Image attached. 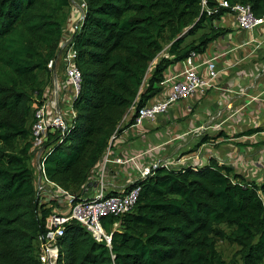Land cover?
<instances>
[{"label": "trees", "instance_id": "1", "mask_svg": "<svg viewBox=\"0 0 264 264\" xmlns=\"http://www.w3.org/2000/svg\"><path fill=\"white\" fill-rule=\"evenodd\" d=\"M78 2L83 16L67 33L71 0H0V264H41L46 217L60 209L38 193L31 127L52 83L48 63L65 39L71 35L80 71L74 115L64 131H47L40 162L50 181L79 199L113 139L163 91L167 68L203 53L224 33L214 21L236 3L264 14V0ZM133 185H140L133 208L102 218L110 244L70 221L57 239L56 264H225L219 240L239 246L241 264H263L264 181L211 162L158 166L125 189Z\"/></svg>", "mask_w": 264, "mask_h": 264}, {"label": "crops", "instance_id": "2", "mask_svg": "<svg viewBox=\"0 0 264 264\" xmlns=\"http://www.w3.org/2000/svg\"><path fill=\"white\" fill-rule=\"evenodd\" d=\"M71 17L64 26L67 33L72 30ZM214 24L224 33L195 59L199 73L209 82L206 89L172 103L154 119L128 124L113 139L105 166L101 162L94 169L82 198L94 196L101 182L105 192H120L155 162L170 163V168L216 162L245 180L258 185L264 181V24L243 29L231 13L221 15ZM208 64L217 73L212 79ZM182 66V62L169 66L165 76ZM55 75L62 86L63 105L70 108L74 88L65 77L60 50L52 78ZM64 114L71 118L70 110ZM43 186L37 180L38 193L46 202L51 197L39 189Z\"/></svg>", "mask_w": 264, "mask_h": 264}, {"label": "built area", "instance_id": "3", "mask_svg": "<svg viewBox=\"0 0 264 264\" xmlns=\"http://www.w3.org/2000/svg\"><path fill=\"white\" fill-rule=\"evenodd\" d=\"M223 6H228L227 2L222 1ZM85 3H80L83 11ZM231 14L238 25L243 29H253L264 24V14L256 16L248 5L236 3L231 7ZM81 19V16H80ZM69 38L62 43V48L66 49L64 53V73L67 81L74 88V95L78 92L80 82V71L74 64L76 56L72 46H67ZM201 53L191 52L182 60V68L175 73L167 76L161 84L165 89L153 101L142 106L133 121V125L141 124L145 119H154L158 115L165 113L168 107L178 101L187 99L196 91H204L209 85L206 78L199 73V64L195 59ZM55 61L50 60L48 67L53 70ZM207 74L212 79L217 74L212 70V65H207ZM62 87L57 75L53 76L48 98L39 108L35 110L34 122L31 127V137L35 151V165L37 175L40 174L38 185L44 184L40 190H45L53 199L58 200L61 208L53 209L45 220V233L39 238V259L41 264H56L57 260V239L63 235L66 223L75 221L88 231L97 241L104 240L110 244L111 235L108 234L102 226V218L105 216H119L128 212L135 205L140 185H133L113 195H106L102 182L97 193L89 198L77 199L67 190L63 189L55 182L50 181L45 173L43 163L40 162L42 153V144L49 129L60 130L66 129L68 118L63 113ZM75 96H73L74 98ZM70 115H74V110L70 106ZM48 114H51L50 121L47 120ZM117 159L116 162H120ZM108 162L104 158L103 164ZM170 163L155 162L141 170L140 178L150 174L158 166L169 167ZM264 202V192L259 193ZM116 226V225H115Z\"/></svg>", "mask_w": 264, "mask_h": 264}, {"label": "rangeland", "instance_id": "4", "mask_svg": "<svg viewBox=\"0 0 264 264\" xmlns=\"http://www.w3.org/2000/svg\"><path fill=\"white\" fill-rule=\"evenodd\" d=\"M68 15L72 16L71 19H69V23L72 26L71 29H73V28L75 29L76 26L78 25L79 21H80L79 19L81 16V8H80V3L78 2V0H71V5L68 9ZM198 33H200V31L197 32V34ZM63 50H64V48H62V46H61L60 52H62ZM40 77L43 79V81L46 82V86L48 87L50 84H47L46 74L41 73ZM67 110H69L68 106L63 105V109H62L63 113ZM219 227L224 229L227 233H229L231 230V229L227 228L225 225H220ZM216 249L222 255V258H223L225 264H241L240 255H239V249L240 248L237 244L230 243L227 240H219L216 243ZM263 264H264V262H263Z\"/></svg>", "mask_w": 264, "mask_h": 264}, {"label": "water", "instance_id": "5", "mask_svg": "<svg viewBox=\"0 0 264 264\" xmlns=\"http://www.w3.org/2000/svg\"><path fill=\"white\" fill-rule=\"evenodd\" d=\"M82 16H83V11L81 10V18H82ZM79 20H80V19H79ZM79 20H78V21H79ZM78 21H77V22H78ZM70 39H71V37L69 38V41H70ZM42 149H43V147H42ZM39 177H40V174H38V179H39Z\"/></svg>", "mask_w": 264, "mask_h": 264}]
</instances>
